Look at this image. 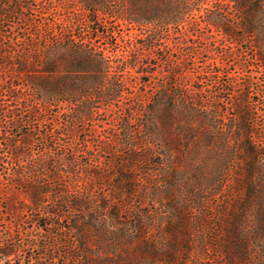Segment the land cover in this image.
I'll return each mask as SVG.
<instances>
[{
	"label": "trees",
	"instance_id": "16d2710c",
	"mask_svg": "<svg viewBox=\"0 0 264 264\" xmlns=\"http://www.w3.org/2000/svg\"><path fill=\"white\" fill-rule=\"evenodd\" d=\"M77 1L79 8L87 13L86 19L90 22L97 19L101 21V18H104V21L112 18L114 22L131 27H147L149 33L142 34L140 44L145 51L162 39H165L169 48L177 43L190 44L189 38H193L196 42L190 44L192 47L203 43L209 45L212 33L209 37L201 33L202 29H209L210 32L217 31L221 36L229 39L230 44L245 39L259 43L260 46H254V56L264 64V0ZM18 6H22L21 0H0L2 18L0 30L3 27V20L13 16ZM28 7L31 8L30 5ZM174 29L182 32V41L173 43L170 38L172 33L169 32ZM46 30L45 27L42 28L43 32ZM33 41L31 38L27 43L30 57L26 55L15 57L7 51L0 55V90L5 83L10 84V87H16L17 83L13 79L15 78L22 81L37 101L62 106L72 104L68 125L75 124L80 119H92L102 114L107 116L122 108L124 95L130 94L133 102L129 105L128 111L120 112L119 109L118 115L113 117L117 121L119 131L111 135H122V138H113L112 143L129 149H134L140 143L144 145L143 151H131L118 163L114 159H109V162L116 163L113 164V171L103 168L101 159L94 156L98 164H80L81 174L87 176L81 190L71 188V184L77 181V178H71L68 182L63 180V184L59 182V186L51 189L31 186L32 210L39 208L41 197L45 192L52 190L54 193H60L59 200L64 208L59 216L70 221V230L65 231L64 236H71L75 247L80 250L77 254H73L72 250L66 253L71 258H75L77 264H135L137 254L148 260L146 264H157L162 261L171 264L178 262L177 257L181 253L179 238L184 235L188 239L190 235L187 213L177 204L178 199L169 189L171 181L164 179L163 186L155 191V195L149 196V200L154 205L158 202L166 210L164 213L166 215H163L164 221L157 219L156 230L160 232L162 240L168 239L169 242L164 241L165 243L156 246L147 234L149 225L141 218L140 209L134 204L135 198L140 195L136 191L135 181L141 178L137 177L135 172L144 164L151 163L154 154L151 149L155 143L168 149L176 148L174 146L181 144L180 137H177L174 131L179 128L182 116L186 118V113L193 112L198 114V107H203L205 114L200 124L195 130L193 128L187 131L186 137L189 135L188 139H193L199 134V143L216 149L217 142H220L227 147L228 153L222 155L220 169L211 177L201 176L197 180V185L190 187V192L195 199L198 196L197 204L201 207L203 217L200 221L204 224V234L209 222L215 227L214 231L210 232V236L216 240V243L207 247L216 251L217 264H247V210L252 201H255L258 207V226L255 232L260 237H264V216L260 212L261 207H264L261 195L264 175L262 163L258 159L264 154V146L261 148L258 141L250 135L252 130L248 120L251 115L248 111L249 107L244 104L245 99H239L237 124L228 125L226 121H221L215 100L202 104L195 91L189 92L184 89L181 82L174 81L177 79L175 75H179L184 60L182 58L169 59L171 68L167 74L171 78L153 89L149 78L152 72L145 69L152 63L146 54L141 55L138 51H134L131 55L130 48L126 53H119L111 48L94 45L91 40L76 33H67L56 40L45 36L44 44L41 46H37ZM197 41L198 45H195ZM224 54L229 57L230 53L224 52ZM238 65L241 68L245 67L241 62ZM125 67L137 73L135 76L137 85L131 92L125 91L124 79L120 75ZM244 84L245 82L241 86ZM152 89L158 94L157 101L153 102L155 105L151 104ZM11 113L12 126H16V116L19 114L14 111ZM136 131L141 132L142 136L138 137ZM7 140L10 146L16 142L14 139ZM22 141L28 142L25 138ZM11 149V158L14 161L24 157V164H33L32 169L28 171L29 175L38 176L42 171H46L41 175L42 178H48L44 183H51L54 181L53 177L58 178L63 172L74 173L73 168L65 170L60 166L79 164L73 153L59 154L46 149V157L39 160L29 153L16 149V146ZM99 150L108 152L109 147L100 146ZM111 152L117 154L115 149ZM156 155L159 158L155 164L163 166L165 162L161 157L165 154L158 152ZM50 161L54 163L53 169H48ZM19 166V169L13 170V174L23 177L24 166ZM230 168L232 174H229L231 176L229 178L227 171ZM142 180L148 183L150 178L143 177ZM154 181L157 182L155 179ZM89 182L92 185L88 184ZM19 184L27 186L21 182ZM104 186L108 188L109 193L91 191L93 187L100 189ZM220 194L228 198L231 195L233 200L222 201L221 209L214 206H211L212 211L206 209L209 208L207 205L211 197ZM123 210L129 213L135 212L131 223H122L120 218ZM76 212H79V215H74ZM40 219V216H36V221L39 222ZM38 224L46 226L54 222ZM135 240L140 242L137 246ZM181 246L186 252L191 249L186 242ZM18 250V244L5 243L0 247V258L5 260V264H12L10 261L17 257Z\"/></svg>",
	"mask_w": 264,
	"mask_h": 264
},
{
	"label": "rangeland",
	"instance_id": "374dc122",
	"mask_svg": "<svg viewBox=\"0 0 264 264\" xmlns=\"http://www.w3.org/2000/svg\"><path fill=\"white\" fill-rule=\"evenodd\" d=\"M21 5L16 8V13L13 16L3 20V27L0 30V55L7 51L15 57L18 55L30 57L27 43L31 38L37 46H41L44 44L45 36L56 40L67 33L82 34L94 45L111 48L119 53H126L130 48L131 55L134 51H138L141 55L149 56L152 64L145 69L152 72L149 78L153 89L156 85H162L171 78L167 74L171 68L169 59L182 58L184 60L179 69V75H175L177 79L174 81L181 82L184 89L189 92L195 91L196 96L202 100V104L215 100L214 103L219 108L218 115L221 121H226L228 125L237 124L239 99L244 98V104L249 107L248 111L251 115L248 120L252 130L250 135L258 141L261 148L264 146V64L255 59L253 50L255 45L260 46L259 43L245 39L238 40L236 44H230L229 39L221 36L219 32L202 29L201 33H205L208 37L212 33L209 45H205L202 41L203 45L192 47L190 44L196 42L193 38H189L190 44L177 43L169 48L165 39H162L145 51L140 44L143 35L149 33L147 27H131L114 22L111 20L112 18L106 21L101 18L100 21L95 17L97 20L90 22L86 19L87 13L79 8L77 0H21ZM0 22H2L1 17ZM43 27L47 29L46 32L42 31ZM169 33H172L170 38L173 43L182 41V32L178 29ZM195 45H198V41ZM24 48L25 50H23ZM224 52L230 53L229 57H226ZM240 62L245 66L244 68L238 65ZM120 75L124 79L125 91H134L137 85L135 78L137 73L131 68L125 67ZM13 79L17 83L16 87H10V84L5 83L0 90V247L5 243L19 245L17 257L10 261L12 264H77V260L66 253L68 250H72L73 254H77L80 250L75 247L71 236H64L65 231L70 230V221L59 216L64 208L59 200L60 193H54L52 190L45 192L41 197L39 208L32 210L31 186L51 189L59 186V182L63 184V180L68 182L71 178H77V181L71 184V188L81 190L87 176L81 174L80 164L96 165L98 162L96 163L94 157H97L101 159L103 168L111 170L114 167L113 164H116L115 162L121 161V158L129 155L131 151H143L142 143L137 144L134 149L112 143L113 138H122V135H111L119 131L117 121L113 117L118 115L119 109H121L120 112H127L133 98L130 94H125L122 108L111 112V114L107 116L102 114L92 119H80L75 124L68 125L67 121L70 120V112L73 109L72 104L62 106L37 101L31 96V91L22 84V81ZM244 82V86H241ZM141 88L142 86H140ZM197 88L202 90L197 91ZM153 89L151 104L155 105L153 102L157 101L158 94ZM12 111L19 114L16 116V126H12L13 119L10 117ZM185 111L187 112V110ZM197 112L198 114L186 113V118L182 116L179 128L174 131L176 136L180 137L181 144L174 146L176 148L168 149L155 143L151 149V152L154 153L150 160L151 163L144 164L140 170L135 172L137 177L141 178H137L135 181L136 191L140 195L135 198L134 204L140 209L141 218L149 225L147 234L150 241L155 242L156 246H160L166 241L160 238V232L156 230L157 219L164 221L163 215H166L164 214L166 210L158 202L154 205L149 199L155 195L157 189L163 186L164 179L171 181L169 189L178 199L177 204L181 205V208L187 213L190 235L188 239L184 235L179 238L178 245L181 253L177 257L178 262L174 264H217L216 251L207 247L209 244L216 243V240L210 236V232H213L215 227L212 222H209L208 229L204 234V224L200 221L203 217L201 216V207L197 204L198 196L195 199L190 192V187H195L201 176L211 177L217 172L220 169L221 157L224 153H228V149L220 142H217L216 149L206 147L203 143L198 142L199 134L193 139H188L189 135L186 137V132L193 128L195 130L205 114L203 107H198ZM100 119L105 120L101 121ZM215 129L217 130V124ZM174 132L173 137L175 136ZM138 133L136 131V135L141 137L142 133ZM23 138L28 142L22 141ZM7 139H14L16 142L10 146ZM15 146L16 149L29 153L39 160L46 157V149H51L53 153L59 154L73 153L79 164L60 166L65 170L73 168L74 173L63 172L58 178L53 177L54 181L51 183H44V180L48 178H42L41 175L46 171H42L38 176L29 175L28 171L32 169L33 164H24V157H21L19 161H14L11 158V148H15ZM100 146L109 147V151H100ZM113 149L117 154L114 155L111 152ZM158 152L165 154L164 157H161L165 162L163 166L155 164L159 158L158 155L155 156ZM109 159H114L115 162H109ZM258 159L262 163L264 175V154H261ZM19 165L24 166L23 177L13 174L14 169L20 168ZM49 168H54L53 161L49 162ZM229 174H232L231 168L227 171L230 178ZM143 177H149V182H144ZM160 181L163 183L161 184ZM19 182L27 186L24 187ZM88 184L92 185L91 182ZM142 188L143 190H141ZM91 191L109 193L105 186L100 189L93 187ZM261 195L264 201V187ZM227 199L232 201L233 196L230 195L228 198L221 194L214 195L207 205L209 208L206 209L212 211L211 206L221 209L222 201ZM261 208V215L264 216V207ZM134 213L123 210L120 218L122 223H131ZM74 215H79V212ZM36 216L41 217L39 222L36 221ZM257 217L258 207L256 202L252 201L247 210V264H264V237H260L255 232L258 226ZM50 221L54 224L46 226L38 224ZM166 242L169 240L167 239ZM185 242L191 248L187 252L182 250L181 246ZM138 243L140 242L137 241L136 246ZM135 259V264L148 262L138 254ZM0 264H5V260L0 258ZM157 264L171 263L162 261Z\"/></svg>",
	"mask_w": 264,
	"mask_h": 264
}]
</instances>
